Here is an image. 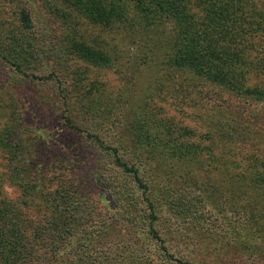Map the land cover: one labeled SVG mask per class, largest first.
Segmentation results:
<instances>
[{
    "label": "trees",
    "instance_id": "16d2710c",
    "mask_svg": "<svg viewBox=\"0 0 264 264\" xmlns=\"http://www.w3.org/2000/svg\"><path fill=\"white\" fill-rule=\"evenodd\" d=\"M27 1L0 0V264H264V9L37 0L40 25ZM93 68L123 72L121 104ZM43 93L72 152L24 122Z\"/></svg>",
    "mask_w": 264,
    "mask_h": 264
},
{
    "label": "rangeland",
    "instance_id": "374dc122",
    "mask_svg": "<svg viewBox=\"0 0 264 264\" xmlns=\"http://www.w3.org/2000/svg\"><path fill=\"white\" fill-rule=\"evenodd\" d=\"M32 0L27 1L26 7L28 8L29 12L37 17L40 14H43L41 17V21H39L38 24L42 25L41 23L46 24L47 23V18L48 14L43 13L44 9H41V6L37 0H34V4H28ZM256 2V6L259 7L260 10L264 9V0H253ZM254 2V3H255ZM166 25V24H163ZM162 28L160 31H165L166 36H170L172 33V30L170 31V25L169 26H161ZM77 28L80 29V33L83 34L84 36H100L102 40H105L109 42L110 44H115L116 46H119L123 44V40L121 39V33H114L109 30H101L96 27H93L92 25L88 24L87 22H81L79 21ZM163 45H165L166 42H161ZM162 48V45H161ZM123 61V59H122ZM123 64L121 63L120 70L123 71ZM153 66L151 69H148L146 67L141 68L137 73L134 72V79L136 82V87H138L137 92L138 94H142L143 91V86L145 85L146 82V77L148 75H152L154 73L153 71ZM90 77L94 79H100L105 82V89L107 92L110 91L111 96L114 98V103L119 105L121 104L120 100L115 99V95L117 93H121V87L123 86V83H125L123 75L119 71H115L114 69H99V68H93V70L87 72ZM141 87V88H140ZM28 89H30L28 87ZM32 89V88H31ZM30 89V90H31ZM33 92V91H32ZM34 93V92H33ZM35 94V93H34ZM46 94V93H43ZM38 95V94H37ZM36 95V96H37ZM44 95V97L40 98V95L37 97H26L24 101V112H23V118L25 124L27 126H34L41 128L44 133L49 134L52 137V145L51 147L54 150L62 151V149H66L67 151L72 152L73 148L75 147L74 144L76 143L77 140L81 139V136L83 135L82 132H79L75 129H72L71 131L67 132L65 131L62 127L63 119H60L58 117L59 111L54 108V104H51V99L49 96ZM158 98V97H157ZM175 99V98H174ZM174 99L172 100L171 103H174ZM158 100H160L158 98ZM167 101L170 102V100L167 98ZM170 114H174L176 117L181 116L180 111H168ZM184 112V109L182 110ZM1 119V118H0ZM60 149H59V148ZM79 152V148H78ZM87 156V154H85ZM7 190H9L7 188Z\"/></svg>",
    "mask_w": 264,
    "mask_h": 264
}]
</instances>
